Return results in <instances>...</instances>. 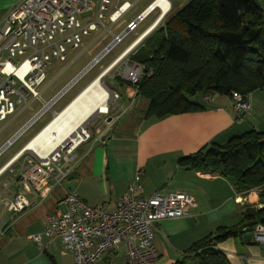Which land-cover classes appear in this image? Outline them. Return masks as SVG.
<instances>
[{"label":"built area","instance_id":"2783aa9c","mask_svg":"<svg viewBox=\"0 0 264 264\" xmlns=\"http://www.w3.org/2000/svg\"><path fill=\"white\" fill-rule=\"evenodd\" d=\"M111 3L112 0H99L96 8L92 0H20L0 17V123L16 112V115L20 114L31 101L42 100L45 88L40 90V87L46 80L45 69L54 62H65L68 47L72 50L80 48L83 37L97 32L99 26L103 27L104 32H110L112 25L134 5L124 0L106 14ZM171 9L168 0H152L133 20L126 23L122 32H110L112 41L101 55L109 52L125 35L134 32L142 20L157 10L154 21L127 48L142 36H148L162 24ZM105 22L109 25L104 26ZM141 75L142 66L132 64L125 68L123 80L135 90ZM108 91L110 101L119 98L117 92ZM58 96L49 102L42 100L44 105L41 112L55 115L52 105ZM232 100L239 119L250 109V94H234ZM106 114L108 111L101 115ZM89 130L84 128L81 131V138L74 147L64 144L44 157L25 150V146L20 148L0 167L1 176L6 171H12L11 167L19 159L23 162L17 178L21 190L15 195L0 198L3 210L20 213L35 205L37 199H46L55 187L68 182L67 178L77 160L75 150L90 139ZM67 145L69 148L64 150ZM2 151L0 149V154ZM140 177V173L135 175L133 183L126 193L116 199L111 210L103 205L90 206L74 191L69 192L62 200L64 211L58 210L46 217L43 235L49 239H59L66 251L72 254L74 264H95L104 254L119 247L124 249L123 264H155L158 253L153 239L159 223L188 217L195 202L183 192H156L142 196ZM12 184L10 181L4 182L1 190L9 192ZM26 193L35 195L31 203ZM252 236L255 242L264 244V226L257 224ZM28 238L42 247L41 235H30Z\"/></svg>","mask_w":264,"mask_h":264},{"label":"crops","instance_id":"0c3cea01","mask_svg":"<svg viewBox=\"0 0 264 264\" xmlns=\"http://www.w3.org/2000/svg\"><path fill=\"white\" fill-rule=\"evenodd\" d=\"M19 1L0 0V17ZM141 43L142 41L134 46L124 58L129 61V56ZM62 75L63 71L52 78L47 85L51 86L59 82ZM93 79L85 83L59 111ZM68 80L62 82L60 88ZM119 85L122 86L123 92L120 94L114 90L119 98L112 104L128 103V105L136 104L137 107L143 105L144 112L147 107L146 100L143 103L141 100L144 99L137 96L135 90L128 87L126 82H119ZM197 99L201 102L198 103L195 99L193 101L201 105L203 110L171 115L162 119H147L138 123L139 126L130 136L121 130L125 127V132H128L131 125L137 123L139 116L135 117L134 121L130 117L125 120L119 118L121 122L114 123L115 125H109L107 119V126L99 125L90 129V139L79 147L80 154H76L79 163L82 162L79 166L83 164L85 167L84 175L90 174V177L85 179L98 178L102 189H106L108 184L109 199L100 204L107 210H111L116 199L126 193L137 173L141 174L139 184L142 196L170 190L167 193L183 192L193 198L195 206L190 209L188 217L167 219L159 223L153 239L158 253L155 264H173L195 241L213 233L218 227L236 225L241 219V207L244 203L262 206L259 203L257 190L243 196L235 192L230 178L188 170L179 165V160L197 153L211 143L224 144L242 132L255 130L264 133V88L250 94V109L239 119L236 117L232 98L207 94ZM53 112L57 113L54 110ZM53 116L52 113L50 120ZM119 133L121 134L117 137ZM84 145L87 147L85 148ZM82 147L83 150H80ZM2 176L3 174L0 178ZM17 178H5V182H13L9 192H6L7 195L20 192L21 187L17 184ZM85 179L76 180L74 177L72 180L76 181L75 189H80V183ZM64 184H62L63 190L58 195L54 193L55 187L46 199L42 201L37 199L35 205L20 213L4 211L2 207L0 264H74L72 254L66 251L59 239H49L43 235L46 217L55 211L65 209L62 200L71 191L65 189ZM74 193L81 198L75 191ZM80 195L81 199L90 206L100 203L99 200L88 199L85 193ZM26 198L31 203L35 195L26 193ZM36 234L41 235L42 247H38L28 238ZM250 241L252 243L247 244L230 238L219 243L217 248L230 264H264V244L255 242L253 238ZM121 250L120 256L124 261V249L119 247L104 254L95 264L103 262L112 264L113 258L117 257V253Z\"/></svg>","mask_w":264,"mask_h":264},{"label":"trees","instance_id":"16d2710c","mask_svg":"<svg viewBox=\"0 0 264 264\" xmlns=\"http://www.w3.org/2000/svg\"><path fill=\"white\" fill-rule=\"evenodd\" d=\"M129 61L142 66L135 92L147 101L146 119L201 111L193 101L198 96L251 94L264 88V7L259 0H191L166 16ZM179 165L230 178L243 196L258 190L261 207L244 203L236 225L218 227L173 263L230 264L218 244L230 238L245 243L244 228L252 233L264 226V133L250 130L211 143Z\"/></svg>","mask_w":264,"mask_h":264},{"label":"rangeland","instance_id":"374dc122","mask_svg":"<svg viewBox=\"0 0 264 264\" xmlns=\"http://www.w3.org/2000/svg\"><path fill=\"white\" fill-rule=\"evenodd\" d=\"M121 1L124 0H112V3L108 5V11L106 14L110 13L116 5H118ZM131 3H134L133 7L129 9L115 24L111 27L112 34H119L125 29V25L128 21L133 20L136 15L146 7L148 3L152 0H127ZM137 1V2H136ZM172 9L170 14H175L181 8H183L186 4H188L191 0H168ZM92 2L96 5V8L99 6V0H92ZM259 4L264 7V0H259ZM158 11L155 10L151 12L144 20H142L137 29L134 32H130L125 35L122 40L113 46L109 52L104 55H101L105 47H107L112 41V34L108 31L104 32L102 26L98 27V31L90 34L89 36L83 37V43L80 48L72 50L69 47L67 48V60L65 62H54L52 65L48 66L46 71V80L40 87L45 88L42 92L41 99L43 102H49L53 99L57 94L56 101L52 105V109L54 111H59L60 108L88 81L93 79L100 71L105 69L123 50H125L132 41L142 33L157 17ZM105 22L104 26H108ZM97 59V61H95ZM132 65L127 58L121 60L116 66H114L104 77L102 80L103 85L110 91H117L120 94L123 92L122 86L119 85V82H125L123 80V72L127 66ZM63 71V75L61 76L59 82H56L53 85H47L48 82L54 78L57 74ZM103 72V71H102ZM101 72V73H102ZM71 77V78H70ZM68 78H70L68 80ZM121 79V81L117 79ZM68 80L63 87L60 88L61 83ZM70 84V85H69ZM69 85V86H68ZM68 86V87H66ZM66 87V88H65ZM197 98H200L199 96ZM195 99L198 103L201 102L199 99ZM42 100H34L31 101L30 104L24 109L20 114L12 115L6 121L0 123V149L3 151L0 154V167L6 163L20 148H22L52 117L51 112H41L43 109ZM30 100H28L29 102ZM144 101L145 100H141ZM147 103V101H146ZM108 114L101 115L96 114L92 117L88 123L84 126V128L93 129L99 125H106V120L108 119L109 125L119 124L121 120H125L130 117L132 121H134L135 117L139 116V119L136 121L137 123H133L128 129V132H125V127L121 130L125 133H128L130 136L134 133L135 128L139 126V124L145 120L143 105L137 107V105L128 103L122 104H112V101H108ZM16 115V116H15ZM121 120H120V119ZM129 119V118H128ZM139 123V124H138ZM90 131V130H89ZM91 133V132H90ZM121 133L117 134V137L120 136ZM119 135V136H118ZM124 136H122L123 138ZM118 141V140H117ZM10 142V144H9ZM68 144L67 141L65 145ZM84 147L86 148L87 145ZM82 147L80 150H83ZM67 145L64 150L68 149ZM78 149L75 150L76 154H80ZM82 163V162H80ZM79 160L77 158L75 162V166L73 168V176L78 179H85L86 177H90V174L84 175L85 167L83 164L79 166ZM23 162L22 159H19L12 167V171H6L3 176L0 178V197L6 198L7 193L2 192V183L5 182V178L7 177H18L19 172L21 171ZM78 167V168H77ZM77 168V169H76ZM63 190V185L57 186L54 193L58 195ZM170 190H161L160 193L167 194ZM75 192L79 194L85 193L88 199L90 200H99L100 205L105 200L109 199V186L107 184L106 189H102L100 185V180L98 178H94L93 180L85 179L80 183V189H75ZM258 193V190H257ZM91 202V201H89ZM107 202V201H105ZM91 204V203H90ZM255 205V204H251ZM64 206V205H63ZM256 206V205H255ZM106 208V207H104ZM63 210V208L61 209ZM2 211V206L0 205V213ZM64 211V210H63ZM64 249L63 247H61ZM122 250L117 253V257L113 258L114 261L112 264H123L121 258ZM69 255V254H67ZM105 264V262L101 263Z\"/></svg>","mask_w":264,"mask_h":264},{"label":"bare ground","instance_id":"6f19581e","mask_svg":"<svg viewBox=\"0 0 264 264\" xmlns=\"http://www.w3.org/2000/svg\"><path fill=\"white\" fill-rule=\"evenodd\" d=\"M145 36H142L135 44L127 48L122 55L110 63L103 72L105 75ZM104 75V76H105ZM103 76V77H104ZM97 78V77H96ZM93 79L74 99H72L61 111L37 132L24 146L25 150L35 152L44 157L64 146L67 141L70 147H74L81 138V131L88 121L96 114L107 112V104L110 99L108 89L99 81ZM81 94V95H80Z\"/></svg>","mask_w":264,"mask_h":264},{"label":"water","instance_id":"95a60500","mask_svg":"<svg viewBox=\"0 0 264 264\" xmlns=\"http://www.w3.org/2000/svg\"><path fill=\"white\" fill-rule=\"evenodd\" d=\"M107 71H108V70H107ZM107 71L102 72L101 74H99V75L97 76L96 80L102 83L103 76L105 75V73H106ZM102 84H103V83H102ZM83 92H84V91H83ZM83 92H82V93H83ZM80 93H81V92H80ZM82 93H81V94H82ZM81 94H80V95H81ZM75 187H76V181H74V180H70V181H68V182H66V183L64 184V188L67 189V190H69V191H75ZM242 232L244 233V240H245L246 242H249V241L253 238L252 233L249 232V229H248V228H244V229L242 230Z\"/></svg>","mask_w":264,"mask_h":264}]
</instances>
